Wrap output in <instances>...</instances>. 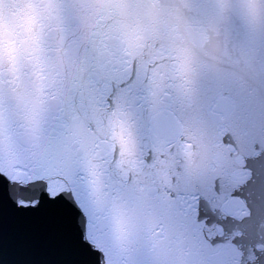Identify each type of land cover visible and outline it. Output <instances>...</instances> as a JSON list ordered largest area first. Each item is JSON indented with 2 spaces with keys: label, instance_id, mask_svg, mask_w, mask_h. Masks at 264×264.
<instances>
[{
  "label": "snow or ice",
  "instance_id": "snow-or-ice-1",
  "mask_svg": "<svg viewBox=\"0 0 264 264\" xmlns=\"http://www.w3.org/2000/svg\"><path fill=\"white\" fill-rule=\"evenodd\" d=\"M59 264H264V0H0V221Z\"/></svg>",
  "mask_w": 264,
  "mask_h": 264
},
{
  "label": "water",
  "instance_id": "water-1",
  "mask_svg": "<svg viewBox=\"0 0 264 264\" xmlns=\"http://www.w3.org/2000/svg\"><path fill=\"white\" fill-rule=\"evenodd\" d=\"M67 257L39 218L0 221V264H59Z\"/></svg>",
  "mask_w": 264,
  "mask_h": 264
}]
</instances>
